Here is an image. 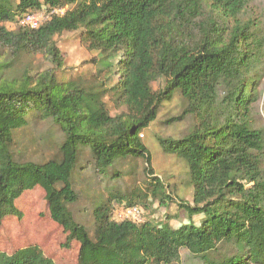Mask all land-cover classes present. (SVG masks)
I'll use <instances>...</instances> for the list:
<instances>
[{
	"label": "trees",
	"instance_id": "1",
	"mask_svg": "<svg viewBox=\"0 0 264 264\" xmlns=\"http://www.w3.org/2000/svg\"><path fill=\"white\" fill-rule=\"evenodd\" d=\"M56 9L37 29L22 23ZM75 32L106 70L118 56L112 88L59 78L55 37ZM37 55L46 69L30 63ZM108 97L124 111L113 115ZM175 97L179 114L160 126L187 130L163 139L152 130ZM41 126L53 155L25 158L18 135ZM150 137L188 170L193 202L175 200L188 216L175 227L115 218L150 197L174 203ZM140 162L144 188L126 187ZM80 185L102 190L82 209L92 226L72 210ZM37 189L78 264H264V0H0V225L22 219L21 199ZM0 264L55 262L28 246L0 252Z\"/></svg>",
	"mask_w": 264,
	"mask_h": 264
},
{
	"label": "rangeland",
	"instance_id": "2",
	"mask_svg": "<svg viewBox=\"0 0 264 264\" xmlns=\"http://www.w3.org/2000/svg\"><path fill=\"white\" fill-rule=\"evenodd\" d=\"M6 26L9 30L16 29V26L13 24H7ZM81 35V32H75L64 33L55 37V42L62 53L65 65L60 72L59 78L68 81L79 78L92 80L95 76H99V80L105 81L107 88H112L118 80L116 74L118 56L110 59V63L114 67L106 70L103 66V56L101 53L88 51L82 43ZM29 61L39 70H44L49 66L42 55H37ZM100 71L102 72L98 73ZM164 85V81H159L153 84V89L158 91ZM106 102L113 115L124 111L123 108H119L116 105L115 99L108 97L106 98ZM180 106L181 102L177 97H175L172 103L166 104L159 116L158 126L153 128L152 131L163 139L181 136L187 130V126L183 125L172 128L160 126V123H164L168 117L177 116L180 112ZM44 132L45 127L41 126L38 129L31 127L19 133L18 141L21 143L20 149L23 151L25 158L46 160L52 157L54 149L50 141L44 138ZM146 142L152 155V168L155 176L162 179L167 186H171L170 193L172 194L174 203L163 206L159 200H154L150 197L147 207L144 204L138 207L142 209L145 220L153 221L156 224L168 222L171 227H175L188 220V216L178 208L179 204L175 203V200L182 199L185 203L193 202V189L188 185L187 181V167L176 157L165 155L153 137L148 138ZM144 181H146L144 164L140 162L139 172L135 177L126 180V187H131L132 189L139 187L143 189ZM78 189L81 198L72 210L75 214H78L83 222L92 226L91 217L84 216L82 209L95 196L101 194L102 190L87 188L85 185H80ZM20 205L23 211V218L9 217L0 225V252L10 255L28 246H38L55 264H78V244L75 243L72 248L64 246L67 234L63 232L60 226L47 218V204L43 191L37 189L25 193ZM120 213L121 211L117 212V217L121 219H117L118 221L124 220L118 216ZM194 221L197 223L198 218H195Z\"/></svg>",
	"mask_w": 264,
	"mask_h": 264
},
{
	"label": "built area",
	"instance_id": "3",
	"mask_svg": "<svg viewBox=\"0 0 264 264\" xmlns=\"http://www.w3.org/2000/svg\"><path fill=\"white\" fill-rule=\"evenodd\" d=\"M64 12L62 10H53L51 12H42V13H33L28 14L23 19V25L25 27L31 28V29H37L40 27L41 24H43L45 21L49 20L51 16L63 14ZM141 137H143L141 135ZM121 211L118 216L124 220H129L137 224H143L145 223V218L143 217V211L139 207H125L120 208L115 212V218L118 220H121L117 217V212Z\"/></svg>",
	"mask_w": 264,
	"mask_h": 264
}]
</instances>
